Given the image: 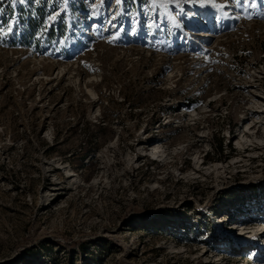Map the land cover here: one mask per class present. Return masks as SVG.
I'll return each mask as SVG.
<instances>
[{"label": "rangeland", "instance_id": "1", "mask_svg": "<svg viewBox=\"0 0 264 264\" xmlns=\"http://www.w3.org/2000/svg\"><path fill=\"white\" fill-rule=\"evenodd\" d=\"M241 4L0 0V264H264V8Z\"/></svg>", "mask_w": 264, "mask_h": 264}, {"label": "trees", "instance_id": "2", "mask_svg": "<svg viewBox=\"0 0 264 264\" xmlns=\"http://www.w3.org/2000/svg\"><path fill=\"white\" fill-rule=\"evenodd\" d=\"M40 11L41 9L39 10V14H40ZM51 13V12H50ZM41 16V15H40ZM34 18L33 16H29L28 17V21H27V24H28V28H30V31H32V33L34 32V29H36L35 25H34ZM68 28V21H63V23H58V22H54L52 25L49 26V30L47 31V33L49 34V39L52 40V39H59L60 37L62 38L63 35L66 33V30ZM55 32H57L58 34L57 35H54ZM54 33V34H53ZM220 152L222 151V144L220 142Z\"/></svg>", "mask_w": 264, "mask_h": 264}, {"label": "snow or ice", "instance_id": "3", "mask_svg": "<svg viewBox=\"0 0 264 264\" xmlns=\"http://www.w3.org/2000/svg\"><path fill=\"white\" fill-rule=\"evenodd\" d=\"M13 2H15V0H13ZM20 2L25 3L26 0H20ZM121 2H122V0H117V3H121ZM235 2L237 3L238 6H243L241 4V0H235ZM245 2H246L247 7L252 8V9L264 8V5H262L260 3V0H250V2H248V0H245ZM246 18L252 19L253 17L251 14H249ZM50 19L55 20L56 17L52 16V17H50ZM13 29H14V23H10L8 25L7 29L0 28V34H3L6 36L8 34H11L13 32ZM114 38H116V37H114Z\"/></svg>", "mask_w": 264, "mask_h": 264}]
</instances>
